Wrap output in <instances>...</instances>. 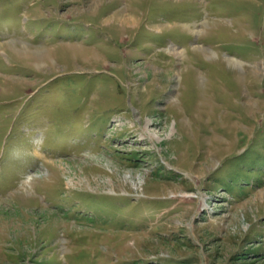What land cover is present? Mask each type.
I'll return each instance as SVG.
<instances>
[{"label": "rangeland", "instance_id": "obj_1", "mask_svg": "<svg viewBox=\"0 0 264 264\" xmlns=\"http://www.w3.org/2000/svg\"><path fill=\"white\" fill-rule=\"evenodd\" d=\"M144 263L264 264V0H0V264Z\"/></svg>", "mask_w": 264, "mask_h": 264}, {"label": "trees", "instance_id": "obj_2", "mask_svg": "<svg viewBox=\"0 0 264 264\" xmlns=\"http://www.w3.org/2000/svg\"><path fill=\"white\" fill-rule=\"evenodd\" d=\"M151 206H147V207H137L136 209L137 210H140V209H142L143 211H147L148 210V208H150ZM143 216H147V213L146 212H144V215ZM164 260H168V258H164ZM137 263H140L139 261H137ZM144 264H148V263H144ZM172 264H178V263H172Z\"/></svg>", "mask_w": 264, "mask_h": 264}, {"label": "bare ground", "instance_id": "obj_3", "mask_svg": "<svg viewBox=\"0 0 264 264\" xmlns=\"http://www.w3.org/2000/svg\"><path fill=\"white\" fill-rule=\"evenodd\" d=\"M128 19V18H127Z\"/></svg>", "mask_w": 264, "mask_h": 264}]
</instances>
